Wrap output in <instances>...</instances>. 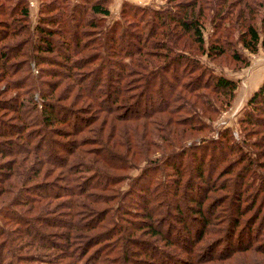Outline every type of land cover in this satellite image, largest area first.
Here are the masks:
<instances>
[{
    "label": "trees",
    "instance_id": "obj_1",
    "mask_svg": "<svg viewBox=\"0 0 264 264\" xmlns=\"http://www.w3.org/2000/svg\"><path fill=\"white\" fill-rule=\"evenodd\" d=\"M220 1L124 7L125 22L117 20L103 36L94 31L110 14V0H80L69 11L64 1L42 3L33 30L27 0L0 3V14L10 18H0L2 73L16 69L25 43L39 64L56 53L65 64L66 95L79 107L60 106L57 113L53 89L40 92L38 107L27 86L22 91L35 114L18 105L16 125L6 128L0 119V138L15 147L0 163V264H140V255L161 253L152 237L180 249L170 218L183 230L188 221L199 223L188 233V264L206 263L194 250L228 247V237L241 252H264V81L239 114L242 135L226 128L213 139L204 121L233 105L239 84L212 67L223 57L236 63L235 71L249 65L246 53L264 46V11L261 0H242L232 20ZM207 20L213 31L205 40ZM85 109L96 115L83 117ZM185 157L192 164L187 179ZM223 171L234 179L219 178ZM163 211L165 230L156 218ZM145 231L146 240L134 238ZM214 238L220 242H208Z\"/></svg>",
    "mask_w": 264,
    "mask_h": 264
},
{
    "label": "rangeland",
    "instance_id": "obj_2",
    "mask_svg": "<svg viewBox=\"0 0 264 264\" xmlns=\"http://www.w3.org/2000/svg\"><path fill=\"white\" fill-rule=\"evenodd\" d=\"M10 1L15 2L16 0H0V3L3 2L7 4V6H10ZM63 1H64V5L67 8V11H69L72 8L70 5H74L80 2V0H27V6L29 7L31 30H33V25L37 23V20L39 18L38 10L40 6L43 5L42 3L44 4H47V3L49 4L50 2L60 3ZM171 1L174 3H177V2L183 3L184 1L185 3L188 0H171ZM224 1H225L226 14L229 17H231L232 20H236V18L234 17L237 16L238 10L242 8L244 9V6L242 4L243 1L242 0H224ZM220 2L223 3V0H221ZM260 2H261L260 10L264 11V0H261ZM168 3H169V0H110V3L108 4V7L110 9V14L108 15V17L104 18V22L101 23L99 28H96L94 32L97 36H103V34L106 32V29L113 26V24L117 20L122 21L124 23L125 18H126L125 15L122 13V8L124 9V7L125 8H127L128 6H133V7H138V8L140 7L141 8H146V7L152 8L153 7V9L160 10V9H164L168 7L170 5ZM215 10H218V9H213V11ZM53 13H57V11L55 10L53 11ZM0 18L7 19V21H10V18L9 17L7 18V15L2 16L0 14ZM212 26L213 25L210 23L209 20L204 22L202 32H203V36L205 40H208L211 37L212 31H213ZM258 26H260V24ZM4 29H5L4 25H0V31ZM261 32L262 34H264L263 33L264 31H261ZM35 37L36 35H34L33 38L35 39ZM17 38H19V36H17ZM3 42L4 44L5 43L8 44V42H10L9 38ZM232 42L236 43V41H232ZM236 45L238 47L241 46L238 42L236 43ZM22 48L26 50L25 53L16 59L20 61H16L14 62V65H12V66H15L16 69H14V71L12 72L4 71V73H2L3 72L2 70H0V119L3 121L2 123L6 124L5 125L6 128L16 125L17 120L15 119V116H16L15 109L18 108V105H21L19 109H22V106H23V108L32 110L35 114L36 112L35 105L32 104L31 101L26 100V98L24 97L27 95L28 92L24 93V91H22V89L27 86H30V89H31V93H28V95H31L33 101L37 102L38 107H41V103H42L40 92L42 94V93H45V90L50 91L53 89L54 91L53 96L49 98L52 99V103L59 105L57 106L59 108L56 109L57 113H61L60 106H66V108H70L71 104L74 106L72 110H77L79 107H77V105L72 103L71 101L72 95H69L67 97L66 92L64 90L65 84L68 79L62 78L66 70L64 69L65 64L63 63V60L60 57H58L56 53H49L45 55V58H46L45 60H47V62L39 64V61L37 60V58L32 57V55L35 53H34V49H32V47L29 46V44L26 45L25 43L22 46ZM240 49L242 48L240 47ZM246 55L248 56V59L250 61L249 65H247L245 68L239 71L233 70V68L236 67L237 65H235L236 63L234 64V62L231 60L230 57L229 58L223 57L217 60L218 65L212 67L213 71L216 74H222L225 77H228L230 79L239 80L237 93H236L237 95L234 101L235 104L233 103L232 105L231 103L230 106L226 107L220 113L216 115L212 114L208 116L211 119L209 118L204 119V121L209 125V132L207 133V135L209 137L211 136L213 139H218L220 132H222L223 130H227L226 128H229V130L232 131V134L235 138L238 137V133H240L241 135L243 134L241 130L242 124H240L238 121L239 114L242 111L244 104L249 99V97L264 81V46H260L258 48L257 53H254V54L246 53ZM10 64H13V62H11ZM209 66H212V64L209 63ZM261 71L263 73L262 75L260 74ZM258 76H260L258 83L255 84V81H253L250 84V81L255 80ZM8 82L10 84H8ZM35 83H38V85H36ZM59 96H66V97L60 99ZM12 101H13V105H10V102ZM232 107H235V108H232ZM135 108H142V107L140 105L136 107L135 105ZM85 110L86 112L82 114L83 117L91 116L92 114L96 115V113L91 112L88 109H85ZM99 122L100 121L98 120L96 125H94L95 129L98 131L100 130L101 125H102ZM53 128L58 129L61 132H66L67 130V127H65V125L63 124H55ZM263 133L264 131L260 132L259 134L262 135ZM198 134L200 135L201 133L199 132ZM259 134L257 136H260ZM55 138L59 139V137L57 136ZM199 141H200L199 138H196V142H197L196 144H198ZM9 142L10 141H8V137L0 138V149H1L0 152L6 153V156L4 157L0 156V163L7 162L10 159V156H8L7 154L8 151L15 149V147H13L12 145L10 146ZM190 143L191 142H188L187 144H190ZM219 148L220 146L218 145L216 147V151H219L220 150ZM211 159H212V156L210 157V160ZM184 160H185L184 166L186 170L184 174L186 176L185 179H187L189 178L188 170L189 168L190 169L192 168V164L190 161H188L187 157H185ZM206 160H207L206 164L209 165V157H207ZM207 168L208 167H206V169ZM226 170L228 172V165H226ZM139 172H140L139 169L134 170L130 173V176L133 178L137 177L139 175ZM234 174L235 173L230 175L228 173H225V171H223L220 175H218V177L225 178L226 180H231V179L233 180L235 176ZM50 179L54 180V177L49 178V181ZM195 181L198 183L200 182L198 179ZM127 183L128 182L122 183L123 184L122 189H126L128 187ZM212 198H214V200H217L218 196L216 197L212 196ZM224 200H225V204H223L221 208L225 209V211L229 214L228 210H230V205L228 204V199L224 198ZM180 203L182 204L183 201H181ZM182 209L184 210L183 207ZM253 212H254V209L251 212H249V215H246V216L249 218V216L253 214ZM167 217L168 216L165 215V211L161 212L156 217L158 218L159 223L162 224L163 230L167 228L166 227L168 223L166 221ZM132 220L142 221L140 218L137 219L136 217L132 218ZM170 223L173 226H175V229H176V230H173L172 237L177 238L179 235H181V237L178 240H176L180 249L177 248L175 245V246H171L170 247L171 250H169L165 248V246H162L160 242H158L157 240H155V238L152 237L149 241L161 253H157L156 256H154V258L152 259L145 257L144 255H140V257L135 259L137 263H140V264H188V260H190V255H189L190 248L192 247L191 240L189 239L190 237L188 238V233L191 234L192 231L194 232L193 227L199 226V223L193 220L192 222L188 221V225L186 227L187 230L186 229L183 230L182 225L179 223H176V221L173 218H170ZM52 232H55V231L53 230ZM146 232L147 231H145V233L139 232L137 235H135L134 238L139 241H144V239L146 240L149 237L148 233ZM49 236L53 238L54 234H52L50 231ZM183 237H187L188 239L183 238ZM219 240L220 239L214 238L213 240H209L208 242L211 243L213 241L212 244L215 245L216 242L218 243L220 242ZM235 244L236 242L232 240L230 241L228 237V247L227 245L222 247L223 246L222 244L220 247L218 246L219 248H216L215 251L211 250L208 252L206 250L210 244L207 247H205L206 245L203 244L204 246L197 247V249L194 250L195 258L197 256L198 257L200 256L201 257L200 261L202 262L207 261L206 263H202V264H259V263L262 264V261L264 260L263 251H262L263 253H260V252H257L251 249V251L241 252L236 249L237 246H235ZM95 248L96 247H93L92 250H94ZM220 250H222L220 252V256H216V254ZM210 256L213 258L210 259L211 258ZM196 263L198 264V262Z\"/></svg>",
    "mask_w": 264,
    "mask_h": 264
},
{
    "label": "crops",
    "instance_id": "obj_3",
    "mask_svg": "<svg viewBox=\"0 0 264 264\" xmlns=\"http://www.w3.org/2000/svg\"><path fill=\"white\" fill-rule=\"evenodd\" d=\"M260 74H261V75L263 74L262 71L260 72ZM259 79H260V76H258L255 80H251V81H250V84H251L253 81H255V84L258 83ZM249 87H250V86H249ZM234 104H235V103H234ZM232 108H235V107H232Z\"/></svg>",
    "mask_w": 264,
    "mask_h": 264
}]
</instances>
